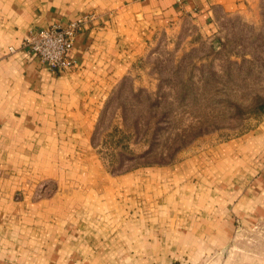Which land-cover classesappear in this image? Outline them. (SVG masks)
Wrapping results in <instances>:
<instances>
[{
    "label": "crops",
    "instance_id": "1",
    "mask_svg": "<svg viewBox=\"0 0 264 264\" xmlns=\"http://www.w3.org/2000/svg\"><path fill=\"white\" fill-rule=\"evenodd\" d=\"M249 1L0 0V264H202L237 226L264 225V122L203 150L202 194L183 199L198 205L165 218L126 220L124 210L82 209L62 194L24 196L20 211L14 197L32 184V169L54 166L58 138L88 135L150 30L180 17L202 24ZM89 12L96 19L76 35L73 68L54 72L21 48L29 30Z\"/></svg>",
    "mask_w": 264,
    "mask_h": 264
},
{
    "label": "rangeland",
    "instance_id": "2",
    "mask_svg": "<svg viewBox=\"0 0 264 264\" xmlns=\"http://www.w3.org/2000/svg\"><path fill=\"white\" fill-rule=\"evenodd\" d=\"M212 16L150 30L88 135L58 138L54 166L41 163L30 186H16V209L24 196L58 194L82 209L124 210L126 220L198 205L183 199L202 194V151L264 122V0ZM250 228L237 226L202 264H264V225Z\"/></svg>",
    "mask_w": 264,
    "mask_h": 264
},
{
    "label": "built area",
    "instance_id": "3",
    "mask_svg": "<svg viewBox=\"0 0 264 264\" xmlns=\"http://www.w3.org/2000/svg\"><path fill=\"white\" fill-rule=\"evenodd\" d=\"M92 12L70 20L66 25L51 24L39 29L29 30L21 40V48L54 72H64L76 65L72 49L76 35L86 23L93 22ZM14 51L13 47L9 48Z\"/></svg>",
    "mask_w": 264,
    "mask_h": 264
}]
</instances>
